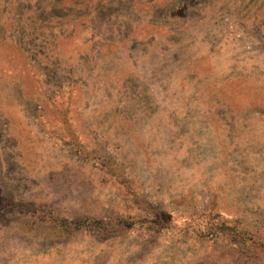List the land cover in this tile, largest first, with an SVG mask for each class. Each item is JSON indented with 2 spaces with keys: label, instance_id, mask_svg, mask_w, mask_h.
Instances as JSON below:
<instances>
[{
  "label": "clouds",
  "instance_id": "9594fccd",
  "mask_svg": "<svg viewBox=\"0 0 264 264\" xmlns=\"http://www.w3.org/2000/svg\"><path fill=\"white\" fill-rule=\"evenodd\" d=\"M122 3L114 23L99 30V42L91 41L97 47L87 51L91 71L83 73L88 81L83 90L92 106L80 117L82 125L88 122L84 134L90 148L104 150L101 157L111 161L114 174L108 169L86 174L69 157L61 131L45 128L44 112L40 119L30 115L33 104L49 115L57 106L49 103L36 69L21 58L19 34L0 40V119L11 122L6 134L18 142L10 150L65 215L105 219L113 237L121 236L120 259L127 264H231L206 245L185 243L190 238L175 227L163 237L171 236L169 243L178 250L173 260L167 244L149 241L155 238L151 231L137 226L135 233H121L105 210L135 198L142 208H153L133 214H147L163 228L167 214L195 219L205 206L212 212L214 202L215 210L229 212L264 237V54L237 56L256 41L237 39L244 31L227 0H196L184 19L171 18L172 9L166 8L158 21L153 13L163 0H114L112 6ZM0 5L7 7L4 0ZM243 23L251 27V21ZM70 47L74 59L65 67L80 75L83 64L76 54L89 46L76 40ZM64 51L50 55L67 60ZM249 57L251 71H220L223 63H247ZM104 179L106 184L97 183ZM226 243L221 240L220 250ZM17 259L31 264L27 255Z\"/></svg>",
  "mask_w": 264,
  "mask_h": 264
},
{
  "label": "rangeland",
  "instance_id": "374dc122",
  "mask_svg": "<svg viewBox=\"0 0 264 264\" xmlns=\"http://www.w3.org/2000/svg\"><path fill=\"white\" fill-rule=\"evenodd\" d=\"M163 3V7L155 9L154 20L163 18L166 8L172 9L171 18L184 19L189 5L195 7L196 0H163ZM227 3L232 5L229 11H234L241 21L239 27L244 31V36L237 39L243 41L249 37L256 41L243 53H237V56L249 52L264 54V0H227ZM4 4L7 7L0 5V40L19 34L21 58L26 65L36 69V78L41 81L49 103L55 101L57 106L49 115L48 109L33 104L30 115L40 119V113L44 112L47 120L45 128L53 132L56 129L61 131L62 143L68 149L69 157L84 167L86 174L104 173L105 169L114 174L110 167L111 161L101 157L104 150L90 148L88 136L84 134L88 122L82 125L80 117L92 106L89 94L83 90L88 87L83 73L91 71V57L87 51L97 47L91 41L97 40L99 30L106 24L114 23L112 17L121 12L124 4L113 7L114 0H4ZM68 4L74 7H67ZM243 21H251V27ZM76 40L81 45L89 46L83 54H76L78 61L83 64V68L79 69L80 75L77 74V68L65 67L74 59L71 53L75 49L70 45ZM154 40L155 37H152L149 43ZM60 48H64L67 60L59 57L52 59L50 53ZM251 60L249 57L247 63H223L220 71L235 69L243 74L255 67ZM81 108L83 111H80ZM5 125L10 128L11 122L0 119V264L5 259L8 264L12 260L21 264L17 257L23 259L25 255L31 258V264H127L126 260L120 259L123 244L121 236L113 237L104 227L105 219L65 215L56 202L46 196L41 187L42 181L30 175L10 150L18 142L15 137L6 134ZM77 132L80 134L77 135ZM95 139L93 137V141ZM97 183L106 184L107 181L104 179ZM100 198L103 200V195ZM217 207L213 202V211L209 212L205 206L195 219L184 216L177 218L169 213L163 228L147 214H133L138 210L147 213L153 208L152 205H148V209L142 208L141 202L135 198L131 203L109 207L105 211L113 214L121 233H135L137 226L140 230L151 231L155 238L149 237V241L153 246L167 244L172 249L173 260L178 250L169 243L171 236L167 239L163 237L175 227L184 229L185 236L190 238L185 243H195L201 247L206 245L213 251H219L218 260L230 259L231 264H264V237L259 230L252 231L229 212L215 210ZM219 219L230 222L227 224L229 230L220 227ZM74 223L82 229L74 231ZM221 240L227 241L223 250L219 247ZM5 252L8 253L7 258L3 256ZM166 264H172V261Z\"/></svg>",
  "mask_w": 264,
  "mask_h": 264
},
{
  "label": "trees",
  "instance_id": "16d2710c",
  "mask_svg": "<svg viewBox=\"0 0 264 264\" xmlns=\"http://www.w3.org/2000/svg\"><path fill=\"white\" fill-rule=\"evenodd\" d=\"M219 220H220L219 221L220 227L221 228H225L226 230H229V227L227 226V224L230 223V222L228 220H226V219H219ZM72 228H73L74 231L82 229V227H80V225H77L75 223L72 224Z\"/></svg>",
  "mask_w": 264,
  "mask_h": 264
}]
</instances>
